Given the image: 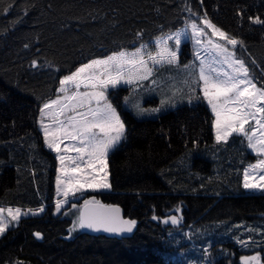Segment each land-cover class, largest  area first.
Returning a JSON list of instances; mask_svg holds the SVG:
<instances>
[{"label": "trees", "instance_id": "1", "mask_svg": "<svg viewBox=\"0 0 264 264\" xmlns=\"http://www.w3.org/2000/svg\"><path fill=\"white\" fill-rule=\"evenodd\" d=\"M187 3L196 16L185 0H0V204L44 209L0 235V264H185L205 249L208 264H242L251 254L264 261V194L243 188L244 168L259 157L241 135L216 144L203 99L137 117L123 105L130 86L110 90L126 127L108 155L111 188L85 190L54 213L56 153L45 146L37 116L80 64L207 13L244 42L236 55L264 87V25L249 20L264 19V0ZM92 197L122 205L137 221L133 234L79 229L69 236L79 206ZM170 215L180 223H163Z\"/></svg>", "mask_w": 264, "mask_h": 264}, {"label": "snow or ice", "instance_id": "2", "mask_svg": "<svg viewBox=\"0 0 264 264\" xmlns=\"http://www.w3.org/2000/svg\"><path fill=\"white\" fill-rule=\"evenodd\" d=\"M184 10L192 16L197 15L187 0ZM249 20L252 24L264 25L260 16L249 17ZM189 30L196 47L193 50L194 61L182 66L191 77L183 82L189 88L188 102H198L201 97L197 90L202 93L214 115L212 129L217 145L226 144L234 134L241 135L246 138L248 149L258 157H264V87L257 86L245 61L236 55L235 49L244 47V42L222 30L205 13L198 22H186L183 30L155 37L154 50H150L147 43L140 44L133 51L122 49L103 58L92 59L60 79L56 91L61 95L40 107L38 119L44 144L56 153L58 162L57 194L64 198L56 201L57 212L69 202V197H76L88 189L111 188L107 157L126 138V127L109 101V92L121 85L130 86V96L125 97L127 104L131 102V93L137 87H144V81H150L152 86L158 84L154 77L161 68L181 67L178 53L182 37ZM170 41H174V47ZM227 45H231V49ZM195 61H199L198 67ZM31 66L37 67L36 61ZM170 91L171 95L164 96L156 108L146 109L138 102L132 106L138 115L159 113L165 106H175V97L182 93V88L172 84ZM64 141L69 143L64 144ZM70 152L75 155L67 154ZM243 188L264 194V158L244 169ZM79 207V216L69 236L79 229L122 236L132 233L137 225L135 219H124L118 207L101 204L95 197L85 200ZM43 211V207L24 212L20 208L8 209L9 221L4 217V209L0 208V235L23 215H36ZM176 211L179 212L180 208L177 207ZM153 219L158 217L153 216ZM162 222L178 225L180 217L170 215ZM34 235L41 238L38 232ZM238 242L248 246L246 241ZM242 264H261V256L244 257Z\"/></svg>", "mask_w": 264, "mask_h": 264}, {"label": "rangeland", "instance_id": "3", "mask_svg": "<svg viewBox=\"0 0 264 264\" xmlns=\"http://www.w3.org/2000/svg\"><path fill=\"white\" fill-rule=\"evenodd\" d=\"M197 22H198V20H196ZM185 25H186V22L182 25V26H180L179 28H177V29H174V30H172V31H169V32H167V33H172V32H175V31H177V30H183L184 28H185ZM201 27H203V25H201ZM161 35H163V34H161ZM161 35H158V36H161ZM209 35H211V33L209 32ZM158 36H156V37H158ZM190 36H191V32H190V30L187 32V34H186V36L185 37H182V42H181V48H180V51H179V53H178V56H179V62H180V65H181V67H179V68H173V69H166V68H161L160 70H159V72L158 73H156V75H155V79L158 81V84L156 85V86H152L151 85V83H150V81H144L143 82V84H144V87L143 88H139V87H137L136 88V91L135 92H133V93H131V102H129V103H127L126 104V102H125V97H128V96H130V91L124 96V98H123V105L125 106V107H127V108H129V109H131V111L133 112V114L135 115V116H137V117H150V116H156L157 114H159L160 112H162V111H165V110H167V109H169V108H172V107H174V106H171V105H168V106H165V108L163 109V110H161L159 113H155V114H144V115H138L137 113H136V110L133 108V104H135V103H140L141 104V106L142 107H144V108H146V109H151V108H156V107H158L159 105H160V100L162 99V98H164V96H166V95H171V91H170V87H171V85L172 84H175L177 87H179V88H182V93L181 94H178L176 97H175V106L176 105H178V104H181V103H185V102H188V96L190 95V92H189V88L186 86V85H184V81L186 80V79H191V77H189L188 76V72H186V71H184L183 70V68H182V66L184 65V64H188L190 61H194V56H193V50H194V48L196 47L193 43H192V41H191V39H190ZM155 38V37H154ZM154 38L153 39H151V40H149V41H146V42H142V43H147V44H149L150 45V50H154ZM214 39H216V38H214ZM142 43H140V44H142ZM170 43V45H172L173 47H174V41H170L169 42ZM220 43H226L225 41H220ZM140 44L138 45V46H136V47H139L140 46ZM183 44H185L186 46V48H187V51L186 52H188V54H186V52L184 51V52H182V45ZM230 49H231V45H227ZM136 47H134V48H130V49H123V50H127V51H133ZM115 52H117V51H115ZM113 53V52H112ZM112 53H110V54H108V55H111ZM108 55H106V56H108ZM184 55V57H180V56H183ZM203 55H205L204 53H202V56ZM103 57H105V56H102V57H97V58H103ZM238 57V56H237ZM209 58H211V57H209ZM94 59H96V58H94ZM92 60V59H91ZM90 61V60H89ZM89 61H87V62H85V63H88ZM195 63H196V65H197V67H198V65H199V61H195ZM82 64H84V63H82ZM82 64H80L78 67H80ZM218 67H220V65H217ZM77 67V68H78ZM226 70H227V66L226 65H224L223 66ZM76 68V69H77ZM76 69H74L73 71H75ZM72 71V72H73ZM69 74H71V73H69ZM68 74V75H69ZM61 78H63V77H61ZM60 78V79H61ZM255 82V81H254ZM256 83V82H255ZM257 84V83H256ZM257 86L258 87H261V86H259L258 84H257ZM58 88V87H57ZM197 94L198 95H200V99H203V97H202V93H199V91L197 90ZM58 95H61L60 93H56V95L55 96H53L52 98H50V99H48V100H46V101H44L42 104H41V106L40 107H42L43 106V104L44 103H46V102H48V101H50V100H53V99H56V97L58 96ZM109 101H110V103H112V105H113V107H115L116 108V106L113 104V102H112V100L109 98ZM205 101V100H204ZM205 103L207 104V101H205ZM208 105V104H207ZM208 107H209V109L211 110V108H210V106L208 105ZM117 109V108H116ZM117 112L119 113V111L117 110ZM212 112V111H211ZM120 114V113H119ZM121 115V114H120ZM213 117H214V115H213ZM121 118H122V116H121ZM38 119H39V113H38V116H37V123H38ZM122 120H123V118H122ZM124 121V120H123ZM254 123V122H253ZM38 127H39V129H40V125H39V123H38ZM40 131H41V129H40ZM41 133H42V131H41ZM42 137H43V133H42ZM43 142H44V139H43ZM69 143V141H64V144H68ZM62 147H63V145H62ZM67 154H69V155H75V153L74 152H70V153H67ZM259 158H264V157H259ZM258 158V159H259ZM256 162V160L254 161V162H251V163H249V164H247L246 165V167L245 168H248L251 164H254ZM107 165H108V157H107ZM58 167V162H57V164H56V168ZM56 168H55V189H54V193H55V196L57 197V196H60V195H58L57 194V186H56V176H57V173H56ZM244 168V169H245ZM108 172H109V169H108ZM109 182H110V173H109ZM88 190H91V189H88ZM106 190H108V189H106ZM64 198V197H63ZM63 198H58V199H63ZM70 198V197H69ZM58 199H55V207H54V213H57V211H56V201L58 200ZM65 205V204H64ZM0 208H2V209H4V217L7 219V220H9L10 221V217L8 216V212H7V210L8 209H13V210H15L16 208H20L21 209V211L22 212H24V211H26V210H29V209H31V210H36V209H39V208H41V207H35V208H23V207H20V206H12V205H5V204H0ZM40 213V212H39ZM29 214H31V213H29ZM28 214V215H29ZM23 216H25V215H23ZM78 216L79 215H76L75 217H73V221H72V223H71V225H70V227H69V229L70 230H72V228H73V224H74V221H76L77 220V218H78ZM17 222H12L11 224H10V226L11 225H14V224H16ZM72 232H74V231H72ZM202 253V256L200 257V256H193V257H191V258H187L186 259V263L185 264H208L207 262H205V259H204V257L206 258V259H208V254H206L205 252H201ZM253 254H251V255H249V256H252ZM249 256H245V257H249ZM197 257V258H196Z\"/></svg>", "mask_w": 264, "mask_h": 264}, {"label": "water", "instance_id": "4", "mask_svg": "<svg viewBox=\"0 0 264 264\" xmlns=\"http://www.w3.org/2000/svg\"><path fill=\"white\" fill-rule=\"evenodd\" d=\"M83 203H84V202H83ZM83 203H82V205H83ZM100 203H101V204H104V205H112V206H116V207H118V208L120 209V215H121L124 219H129V218H130L129 216H127V215L125 214L124 208H123L122 205H120L119 203H115V202H103V201H100ZM79 212H80V210H79ZM135 229H136V227H135ZM135 229L133 230V232L135 231ZM91 232H92V231H91ZM133 232H132V233H126V234H124V235H122V236H130V235L133 234ZM94 233H104V232H94ZM104 234L109 235V236H115L114 234H109V233H104ZM261 264H264V261H263V260H261Z\"/></svg>", "mask_w": 264, "mask_h": 264}, {"label": "crops", "instance_id": "5", "mask_svg": "<svg viewBox=\"0 0 264 264\" xmlns=\"http://www.w3.org/2000/svg\"><path fill=\"white\" fill-rule=\"evenodd\" d=\"M70 73H71V72H70ZM66 75H68V74H66ZM66 75H64V76H66ZM64 76H62V77H64ZM59 86H60V85H58V88H59ZM58 198H63V196L60 195V196H58ZM58 198H56V199H58Z\"/></svg>", "mask_w": 264, "mask_h": 264}]
</instances>
